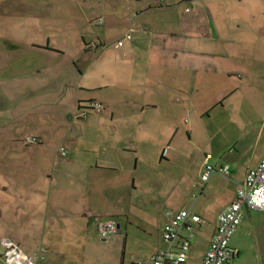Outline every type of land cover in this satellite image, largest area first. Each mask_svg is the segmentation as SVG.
I'll use <instances>...</instances> for the list:
<instances>
[{
  "label": "crops",
  "instance_id": "crops-1",
  "mask_svg": "<svg viewBox=\"0 0 264 264\" xmlns=\"http://www.w3.org/2000/svg\"><path fill=\"white\" fill-rule=\"evenodd\" d=\"M154 2L115 38L103 36L121 29L116 7L100 1L99 16L80 21L62 47L29 42L25 52L5 54L11 57L0 68V239L28 256L41 254L37 264H86L96 241L107 247L118 236L121 256L111 264H124L132 227L149 232V258L161 247L164 215L159 228L134 223L132 216L141 211L144 200L135 193L152 180L153 165L177 156L178 102L181 109L192 102L196 112L210 114L258 81L248 114L229 117L240 137L205 154L198 167L201 175L205 163L228 165V178L214 173L203 183L199 177L190 208L168 209L191 210L205 221L193 231L186 262L197 238L201 264L218 214L264 157V0H170L159 8ZM133 27L144 30L118 46ZM89 101L102 110L75 118ZM25 137L37 143L24 145ZM60 148L68 155L61 157ZM177 180L171 178L175 193ZM145 203L149 210L151 202ZM263 216L264 210L244 209L229 240L235 259V240L253 235ZM104 220L118 226L108 243L98 231Z\"/></svg>",
  "mask_w": 264,
  "mask_h": 264
},
{
  "label": "rangeland",
  "instance_id": "rangeland-1",
  "mask_svg": "<svg viewBox=\"0 0 264 264\" xmlns=\"http://www.w3.org/2000/svg\"><path fill=\"white\" fill-rule=\"evenodd\" d=\"M100 1L101 4L105 3L106 9L116 7L117 12L113 16L120 23L121 29L116 34L113 30L106 31L103 36L115 38L120 31L123 33L126 31L129 17L143 10L146 7L143 5L150 0H0V68L2 64L10 61L11 56H5L6 53L11 55L15 50L25 52L29 42L42 45L49 40L51 45L62 47L64 37L74 32L83 19L89 20L99 16ZM155 5L151 6V9L159 8ZM105 14V12L101 14L102 17H105ZM110 14L111 11H107V15ZM104 26L96 28L101 29ZM9 64L13 65L12 62ZM7 73L2 72V74ZM236 83L238 86L241 84V82ZM257 83V80H253L251 83L244 84L241 90L232 96V101L227 107L217 108L210 114H199L200 110L196 112L192 102L186 103L188 110L181 109L184 105L181 107L178 102L176 120L178 130L174 139L177 144V150H175L177 156H174L172 161H162L160 165L154 164L149 175L152 180L138 187V192L135 193L137 199L150 201L151 204L150 209L147 210L146 203L143 201L141 211H136L132 216L134 223L143 225L144 222H149L155 228H159L163 222L161 215H164L166 210L180 209L183 206L190 208L195 202L194 194L200 177L198 167L202 158L205 154H213L224 149L227 144L234 142L233 138L240 137L239 129L228 123L229 117L233 114H248L257 97V93L255 94ZM234 97L237 99H233ZM173 153L174 150L168 155ZM231 154L235 159L236 153ZM174 176L178 179L176 193L172 189L171 181ZM170 191H172L170 199H166L165 196ZM146 197L150 199L147 201ZM148 233L143 235L142 230L135 227L130 229L129 247L124 264H148L151 253H149L151 240L146 237ZM115 238L120 240L119 236ZM115 238L113 241L110 239L112 242L108 241L111 243L107 247L96 241L95 248L91 250L86 264L116 263L121 256L122 243L120 241H117V244L114 243ZM235 241L240 257L235 259L234 264H264V216L258 219L253 235L237 238ZM201 254L202 248L195 238L186 264H199Z\"/></svg>",
  "mask_w": 264,
  "mask_h": 264
},
{
  "label": "built area",
  "instance_id": "built-area-1",
  "mask_svg": "<svg viewBox=\"0 0 264 264\" xmlns=\"http://www.w3.org/2000/svg\"><path fill=\"white\" fill-rule=\"evenodd\" d=\"M169 1L156 0L155 3L159 7H164ZM185 11L188 12L189 8ZM135 18L137 15L130 17L129 21L134 23ZM101 23V20H97V24ZM143 30L144 27L131 28L116 41V44L122 46L125 40L131 39L133 32ZM79 108L75 118H86L91 111H101L102 105L96 101H89L81 104ZM21 142L24 145H30L37 143V139L25 137ZM58 154L65 157L68 151L60 148ZM214 173L228 178L230 167L228 165L216 167L205 163L200 175L201 181L205 183ZM244 209L264 210V157L255 168L247 171L243 182L237 186L234 200L218 214L215 233L201 264H234L236 252L230 248L229 240L242 220ZM164 217L165 222L160 235L161 247L150 256L149 264H185L193 231L196 225L204 224L205 221L187 209L166 210ZM117 229V224L113 220L100 222L98 227L100 240L107 243L117 233ZM182 232H186V235L182 236ZM41 260H43L41 254L28 256L15 243L8 239H0V264H37Z\"/></svg>",
  "mask_w": 264,
  "mask_h": 264
},
{
  "label": "water",
  "instance_id": "water-1",
  "mask_svg": "<svg viewBox=\"0 0 264 264\" xmlns=\"http://www.w3.org/2000/svg\"><path fill=\"white\" fill-rule=\"evenodd\" d=\"M118 227V226H117Z\"/></svg>",
  "mask_w": 264,
  "mask_h": 264
}]
</instances>
